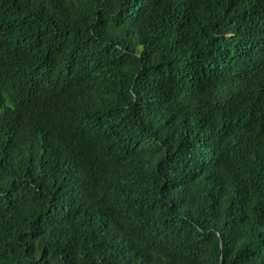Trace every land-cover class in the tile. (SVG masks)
Here are the masks:
<instances>
[{"label":"trees","instance_id":"1","mask_svg":"<svg viewBox=\"0 0 264 264\" xmlns=\"http://www.w3.org/2000/svg\"><path fill=\"white\" fill-rule=\"evenodd\" d=\"M0 264H264V0H0Z\"/></svg>","mask_w":264,"mask_h":264}]
</instances>
